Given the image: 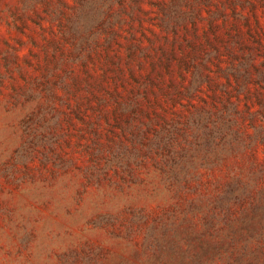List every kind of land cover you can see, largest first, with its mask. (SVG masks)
Returning a JSON list of instances; mask_svg holds the SVG:
<instances>
[{"label":"rangeland","instance_id":"1","mask_svg":"<svg viewBox=\"0 0 264 264\" xmlns=\"http://www.w3.org/2000/svg\"><path fill=\"white\" fill-rule=\"evenodd\" d=\"M0 264H264V0H0Z\"/></svg>","mask_w":264,"mask_h":264}]
</instances>
